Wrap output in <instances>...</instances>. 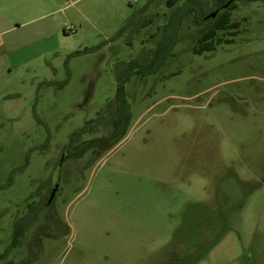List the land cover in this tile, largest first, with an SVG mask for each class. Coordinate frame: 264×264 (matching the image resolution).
<instances>
[{
    "label": "rangeland",
    "instance_id": "374dc122",
    "mask_svg": "<svg viewBox=\"0 0 264 264\" xmlns=\"http://www.w3.org/2000/svg\"><path fill=\"white\" fill-rule=\"evenodd\" d=\"M225 1L0 2V264H264V0L195 54Z\"/></svg>",
    "mask_w": 264,
    "mask_h": 264
},
{
    "label": "trees",
    "instance_id": "16d2710c",
    "mask_svg": "<svg viewBox=\"0 0 264 264\" xmlns=\"http://www.w3.org/2000/svg\"><path fill=\"white\" fill-rule=\"evenodd\" d=\"M229 1V0H228ZM235 1V0H233ZM241 1V0H236ZM249 3L255 2L257 0H246ZM176 0H168V4L170 7L174 6ZM227 3V0L221 4H219L215 9L214 12L220 11L217 14L216 19L211 20V24L208 27V30L202 35V37L198 40V45L197 47L194 48V53L195 54H203L204 52H210L215 50V45H214V39H216L218 32H222L225 30L233 29L235 27L234 24L231 23V12L235 9L236 4L232 2L229 8L222 9ZM147 9V8H146ZM145 9V10H146ZM195 12L193 8H190L189 11L184 12V16L187 15V13H192ZM213 13V12H212ZM198 16V15H197ZM207 18H210L207 16ZM206 17L204 18L207 19ZM120 81V79H119ZM124 84L125 81L122 82L120 81L119 87H118V92L119 95L121 96V105L119 104V109L117 111V114H115L112 118L111 125L113 126L114 132L112 135L111 140H108V145L115 146L118 144L120 141H122L128 132V129L130 127V123L132 121V115L129 112V109L127 108L126 105H123V100L125 97V89H124ZM119 103V102H118ZM104 141L103 140H98V143L95 145L94 143H88L85 142L80 146V156H84L88 151L96 149V151H106L108 150V147H104ZM75 157L77 156L74 154ZM78 157V158H79ZM56 223H58V220L56 219ZM60 225V223H59ZM62 225V224H61ZM41 242V241H40ZM43 247H41L42 249ZM24 262H22L23 264Z\"/></svg>",
    "mask_w": 264,
    "mask_h": 264
},
{
    "label": "crops",
    "instance_id": "0c3cea01",
    "mask_svg": "<svg viewBox=\"0 0 264 264\" xmlns=\"http://www.w3.org/2000/svg\"><path fill=\"white\" fill-rule=\"evenodd\" d=\"M0 2L3 3L5 8L10 7L14 11H22L23 8L25 7V0H0ZM1 5V4H0ZM0 18L3 20H6L8 18L7 15H0Z\"/></svg>",
    "mask_w": 264,
    "mask_h": 264
},
{
    "label": "water",
    "instance_id": "95a60500",
    "mask_svg": "<svg viewBox=\"0 0 264 264\" xmlns=\"http://www.w3.org/2000/svg\"><path fill=\"white\" fill-rule=\"evenodd\" d=\"M232 2H233V0H231L228 4H226L222 9H226V8H228ZM219 12H220V11L214 12V13L211 14L209 17L215 18ZM57 190H58V185H57V186L55 187V189L53 190L52 196H51L50 201H49L50 204L52 203V201H53V199H54V197H55V194H56Z\"/></svg>",
    "mask_w": 264,
    "mask_h": 264
},
{
    "label": "flooded vegetation",
    "instance_id": "af4514ba",
    "mask_svg": "<svg viewBox=\"0 0 264 264\" xmlns=\"http://www.w3.org/2000/svg\"><path fill=\"white\" fill-rule=\"evenodd\" d=\"M58 180H60V178L58 179ZM58 185V188H59V183H56L55 185H54V187H53V190L55 189V187ZM53 190H52V193H53ZM51 196H52V194L50 195V197L49 198H51ZM55 196H56V194H55ZM55 198V197H54ZM54 200V199H53ZM49 201H50V199H49ZM49 201L46 203V207H48V208H52V203L50 204L49 203ZM53 202V201H52Z\"/></svg>",
    "mask_w": 264,
    "mask_h": 264
}]
</instances>
